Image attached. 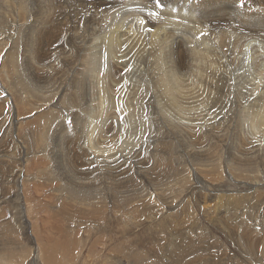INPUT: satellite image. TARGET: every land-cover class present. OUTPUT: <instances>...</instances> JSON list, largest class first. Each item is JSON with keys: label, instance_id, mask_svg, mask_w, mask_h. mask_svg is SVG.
<instances>
[{"label": "rangeland", "instance_id": "374dc122", "mask_svg": "<svg viewBox=\"0 0 264 264\" xmlns=\"http://www.w3.org/2000/svg\"><path fill=\"white\" fill-rule=\"evenodd\" d=\"M5 1L0 0V4L4 5ZM81 1L43 0L46 5H43L42 11L48 9V11H43V14H46L48 18L51 13V16L54 14L52 16L54 23L50 24L48 18L42 14L39 27L35 21L30 20V23L35 24V27L21 29L20 32L22 36H25L23 37L25 40L20 42L23 44V41L25 43L28 41L30 44L32 41L30 44L32 49L36 48L37 50L40 47L41 50L46 45H41V43L49 37V40L47 39L49 41L48 57L38 50L42 56L39 55L35 61L27 58V55L23 56V45L20 44L22 48H20L22 51L20 60L23 66L21 72L24 79L31 85L28 93L18 83L13 87V90L12 88L9 90L6 83L4 85L5 81L0 74V101L4 103L5 119L10 116L9 111L12 104H15V111L11 115L14 116L18 113L15 103L17 99L24 97L35 99L34 95L48 97L55 88L69 87L74 74L68 69H62V66L65 67L69 59L74 60L75 55L77 59H83L84 56L79 54L77 43L74 44V47L75 41H69V39L72 35L87 33V30L84 31L86 29L84 15L89 16L93 13L97 15L98 21L94 22L92 28L89 27L99 37L97 45L93 43L94 41L91 42L94 44L91 47L96 46L93 49L94 52L92 50L94 55L91 54L92 57L96 56V59L94 58L96 61L95 72L91 71L90 73L87 68H84L83 70L87 71H83L82 76L80 73L76 75L77 81H75L84 85L83 93L80 96L81 100L80 97L77 98L76 106L74 108L70 106L71 110L66 109V105L62 103L71 100L69 91V94L63 98V102L59 104L60 108L65 110L58 111L57 121L53 123L54 126L57 123L59 125L52 129V133L57 129H64L67 133L66 136H62V139L57 138L59 135L53 136L54 140H51L49 150H52L53 154L55 152L58 154V151L61 153L60 150L64 144V157L48 154L47 157L37 159L36 162L34 159L36 157L30 153L28 160L22 161L19 149L14 151V144L6 142L5 139L0 142V151L2 150L0 154L11 159V165H17L19 170L25 166L27 177H29L25 188L27 198H25L26 201L25 199L21 201L23 209L28 208V212H26L28 214L23 213L25 217L23 222H20L22 219L18 195L16 198L14 191L8 193L9 190L6 188L9 185L7 186L4 177L1 176L2 167L0 166V177H2V179L0 178V263L43 264V257L48 258L49 250L45 245L40 250L39 239L43 237V242L46 243L48 233H45L46 230L43 229L51 228L49 236L54 234L59 241H64V238H58L63 234L68 242V244L65 243L66 248L64 245V248L58 249L60 264H111L112 260H116L117 264H212L214 260H216L215 264H264V260L262 263L257 257L258 253L251 254L249 257L250 250H247L249 247L246 243L236 240L242 236V224L246 225V222L253 225V233L255 234V230H258L260 232L259 234L257 231L258 236H262L261 238L264 240V204H262L264 201V161H258V163L252 161L255 159L252 156L257 152H264V105L259 100H253V97L264 92V0H233V2L226 0L229 4L219 5L215 12L229 13L226 15L217 13L218 15L213 16H207L210 13V10L208 11L210 0H159V3L157 0H113L106 7L99 6L97 11L94 10L96 9L94 6V8L90 5L88 7ZM96 3L102 5L100 2ZM47 4L49 5L47 6ZM198 4L202 5V8H206L202 9L201 6L196 8ZM58 5L62 6L64 10L62 7L57 9ZM46 6L47 8H45ZM49 10H53L55 13L49 12ZM68 10L73 12L70 13ZM196 10L197 12L194 13ZM205 10L207 11L205 12ZM239 10L249 12L242 16ZM203 13L207 14V17H216L213 20L205 18L206 22H202L199 20L198 14ZM109 15L111 21L108 20ZM186 15L188 16L186 17ZM30 16H34V12ZM149 18L153 21L154 26H152L153 23L149 26ZM170 18L180 19L179 25L182 24L180 29H185V34H182L186 35L185 37L173 31L175 24L170 22ZM9 20V24L2 25L7 27V35L16 33L15 30L19 27L17 18L9 15ZM103 21L107 23L104 24ZM65 22H73L72 25L69 23L71 28L66 23L68 25H66V31L70 33H67L63 28ZM108 23L111 24L107 25ZM215 24L220 25V28L232 35L240 33L239 31L246 26H253L255 29L257 28L254 30L257 34H254L255 39H253L252 45L246 43L250 39H245L249 37L241 38L239 43L230 42L228 37L223 38L227 43L224 45L220 44L221 40H218L221 31L212 35L206 28H212ZM57 25L61 31L58 28L55 29ZM193 25L196 26V29ZM94 26L98 28L96 29ZM113 26L116 29L112 28ZM123 27L128 32L124 37L120 36L119 40L127 41L126 46L117 44L112 50L113 53L116 52L113 55L105 44L107 34L110 35ZM189 28L193 29L192 32ZM47 29L50 33L55 34L48 33ZM188 29L190 31H186ZM73 30L78 33H73ZM38 31L41 35L38 34ZM31 32H37L34 38H32L33 33ZM129 32H131V36ZM66 36L69 38L68 40ZM128 37L129 39H127ZM181 37L190 40V43L189 40L186 41L187 44H190L189 49L193 52L190 57L183 56L188 61L187 65H183V58L182 61H179L178 58H174L175 54H173L174 46H176L178 54L182 53L181 47L178 45V38ZM42 39L44 40L42 41ZM10 40L12 41V38ZM10 40L8 44L11 42ZM56 47L57 49H55ZM66 50L67 52L69 50V55ZM117 51L119 52L117 53ZM155 52H157L158 60H156ZM203 58H206L204 63L200 61ZM176 62L183 66L181 73L179 72V77L182 80L179 82V89L182 90V94L185 92L186 95L194 96L190 100L195 101L185 100L182 94L176 95V99L167 94L166 81H164L167 77L166 71L175 66ZM118 63L121 66L119 72L112 68V64ZM76 65L80 66L81 61L78 60ZM43 67L44 69H42ZM39 68L41 69L39 70ZM7 90L10 91V94L6 95ZM41 103L42 101L36 102L32 108ZM28 107L30 106L28 105ZM213 116L215 117L213 118ZM260 117L261 121L258 120ZM2 118L4 116L0 115V119ZM91 122L92 124H90ZM39 124H41L39 120L24 123L31 142L36 139V135H34L36 132L33 129ZM4 125V129L0 131V139L2 135L10 136V130L4 135L8 123ZM61 125L64 127L61 128ZM94 126L96 128L92 129ZM78 128L81 130L80 134L92 131L90 138L86 139L84 144V146L87 144L88 151L87 155H84L83 161L87 163L84 166L77 164L78 158L75 159L73 153H70L72 145L74 146L77 141V133L75 134L74 131ZM169 129L177 131L178 135ZM14 138L20 147L23 140L16 135ZM250 141L256 143L253 144ZM134 149L141 150L135 153L140 156L132 161L126 159L124 162H118V160L116 163L109 159L110 154L114 152L119 155L127 152L132 154ZM77 152H83L81 147H77ZM11 154L13 155L11 156ZM14 160L20 161L14 162ZM36 167L41 171V174L37 172ZM110 167H114L113 170L109 171ZM7 169L9 170V166H6L5 170ZM49 169L53 170L52 174L47 172ZM47 174L48 177H46ZM52 175L55 177L54 181L49 179ZM30 177L39 179L31 180ZM19 179H24V176H19ZM82 179L90 181L79 182ZM31 181L36 183H31ZM233 193L238 195V197L235 196L236 201L241 199V196L245 195L244 198L246 197L243 200L244 203L246 201V206L242 207L240 203L243 201H241L238 209L240 216L243 212L248 214L242 217L244 219L234 218L236 215L231 214L230 216L225 212L216 211L217 215L223 213L225 217L203 212L221 195L224 199ZM225 203L223 202V205ZM249 203H251V208L247 206ZM230 207L232 208L231 205ZM245 210L247 211L245 212ZM250 211L253 213L250 214ZM211 216L212 218H210ZM247 217L249 221L246 220ZM229 238L235 239L234 246L225 242L229 241ZM235 246L238 247L235 249ZM242 247H245L244 250ZM244 256L248 259H245ZM254 259L256 260L254 261Z\"/></svg>", "mask_w": 264, "mask_h": 264}, {"label": "bare ground", "instance_id": "6f19581e", "mask_svg": "<svg viewBox=\"0 0 264 264\" xmlns=\"http://www.w3.org/2000/svg\"><path fill=\"white\" fill-rule=\"evenodd\" d=\"M56 1V0H55ZM63 1V0H62ZM65 1V0H64ZM69 1H71V0H69ZM118 1V0H117ZM133 1V0H132ZM149 1V0H148ZM184 1V0H183ZM202 1V0H201ZM228 1H230V2H233V0H228ZM228 1H226V0H210V2L211 3H208L209 4V8H208V11L210 10V13H208V15L207 14H198L199 16H200V21H205L206 19L205 18H211L212 20H213V18H215V17H207V16H213V15H218V14H220V13H216L215 12V10H217L218 9V6L219 5H226V4H229L228 3ZM237 1V0H236ZM54 2V1H53ZM81 2H83L85 5H90V6H94L96 9H94V10H96L97 11V8H99V6H104V7H106V6H108V5H110L112 2H113V0H82ZM96 2H100V4H102V5H99L98 3H96ZM138 2V1H137ZM142 2V1H141ZM5 4L4 5H1L0 4V74L3 76V80L5 81H3L4 82V85H5V83H6V85L8 86V89L10 90V88H12V90L14 89L13 87L18 83V84H20L21 85V87H22V89H24L25 91H26V93H28V91L30 90V88H31V85L27 82V80H25L24 78V75L22 74V72H21V67H23L22 66V63H21V60H20V52H22L23 51V56H25V55H27L28 57L27 58H29V59H31V60H33V61H35L37 58H38V56L40 55V51H42V53H43V55H45L46 54V56L48 57V55H47V52H48V50H49V46H48V44H49V37L47 38V39H45V37H44V39L47 41V43H46V41L45 42H43V43H41V42H38L39 44L41 43V45H43V44H46V45H44V47L40 50L39 48L36 50V48H34V49H32V45L30 46V44H31V42H30V44H28V41H26V43H25V41H23V44L21 43L22 41L21 40H25V39H23V37H25V36H22V33L20 32V31H22L21 29H30L31 27H35V24H33V23H30V20H33V21H35L36 23H37V25H38V27L40 26V22H41V20H42V14L44 13L43 11H48V9L47 10H43L42 11V9H43V5H46L45 3H43V0H6L5 2H4ZM73 3V2H72ZM129 3V2H128ZM199 3V2H198ZM206 3V2H205ZM118 4V3H117ZM116 4V5H117ZM126 4V3H125ZM202 4V3H201ZM49 4H47V6H48ZM54 5H56V4H54ZM59 5H61L60 3H59ZM59 5H58V8L57 9H60L62 6L64 7V4L61 6V7H59ZM76 5H77V3H76ZM47 6L45 7V8H47ZM53 6V5H52ZM52 6L50 7V8H52ZM66 6V5H65ZM69 6V5H68ZM86 6V7H87ZM194 6H195V3H194ZM200 6H201V8H202V5H199L198 4V6L196 5V8L197 7H199L200 8ZM203 6H205L204 4H203ZM229 6V5H228ZM48 7V8H49ZM63 7H62V9H63ZM70 7H71V5H70ZM78 7V6H77ZM89 7V6H88ZM91 7V8H92ZM93 7V8H94ZM113 7V6H112ZM230 7V6H229ZM228 7V8H229ZM49 8V9H50ZM68 9H69V7H67ZM66 8V9H67ZM81 8V7H80ZM83 8V7H82ZM109 8V7H108ZM118 8V7H117ZM184 8V7H183ZM193 8V7H192ZM198 8V10H200ZM206 7H203L202 9H205ZM231 8V7H230ZM235 8V7H234ZM64 9H65V7H64ZM63 9V10H64ZM71 9V8H70ZM78 9V8H77ZM86 9V8H85ZM105 9V8H104ZM110 9V8H109ZM188 9V8H187ZM225 9V8H224ZM237 9V8H236ZM72 10V9H71ZM76 10V9H75ZM79 10V9H78ZM81 10V9H80ZM106 10V9H105ZM104 10V11H105ZM108 10V9H107ZM111 10V9H110ZM124 10V9H123ZM184 10V9H183ZM51 10H49V12H50ZM53 11V10H52ZM51 11V12H52ZM69 11V10H68ZM73 11H74V7H73ZM72 11V12H73ZM77 11V10H76ZM99 11V10H98ZM203 11V10H202ZM207 10H205V12H206ZM221 11V10H220ZM240 11V13H241V15L242 16H244V15H246V14H248V12H247V10L245 11H243V10H239ZM253 11V10H252ZM32 12H34V16H30V14L32 13ZM54 12V11H53ZM66 12V11H65ZM70 12V11H69ZM72 12H70V13H72ZM75 12V11H74ZM197 12V10L196 11H194V13H196ZM201 12V11H200ZM199 12V13H200ZM48 13V12H47ZM55 13V12H54ZM56 13H58V12H56ZM60 13V12H59ZM62 13V12H61ZM67 13V12H66ZM77 13V12H76ZM100 13V12H99ZM111 13H116V12H111ZM118 13V12H117ZM185 13H186V10H185ZM193 13V14H194ZM227 13H229V12H227ZM226 12H224L223 11V13H221V14H227ZM52 14V13H51ZM51 14H50V18H48L47 16H46V14L44 15V16H46L47 18H48V20H49V22H50V24L52 23H54L53 22V20H54V18H52V16H54V14L51 16ZM98 14V13H97ZM102 14V13H101ZM109 14V13H108ZM135 14V13H134ZM189 14V13H188ZM9 15L10 16H13L15 19L17 18L18 19V21H19V27H18V29L17 30H15V32L16 33H14V34H12V33H10L9 35H7L6 34V32H8V31H6V28L7 27H3L2 25L3 24H9L10 23V20H9ZM48 16H49V14H47ZM55 15H57V14H55ZM62 15V14H61ZM66 15H68V13L66 14ZM114 15V14H113ZM207 15V16H206ZM43 16V17H44ZM85 16V18H83V20L85 21V27H86V29L84 30V31H86L87 30V33L86 34H82V35H72L71 37H70V39L67 37L66 39L68 40L69 39V41H71V40H74L73 42V45L75 44V43H77L76 44V46L77 47H79V54L80 55H84L83 56V59H77V57H76V55L75 54H73V55H75V59L74 60H70L69 59V61H67L66 62V66H67V68H66V66L64 67V66H62V69L63 68H65V69H68L71 73H73L74 75H73V80H72V82H70L69 83V87H65V86H62V87H59V88H55V90L52 92V98H50L51 97V95L50 96H48V97H46V96H44V95H34L36 98L35 99H32V98H30V97H24L25 98V100H24V98H19V99H17L16 100V106H17V109L16 110H18V113L17 114H14V116H12L11 115V113L12 112H14L15 111V104H12L11 106H10V116L8 117V118H6L5 119V113H4V103H1V101H0V103H1V105H0V115H3L4 116V118H2V119H0V131L1 130H3L4 128H3V126H5L4 124L5 123H8V126L6 125V128H5V132H4V135L5 134H7L8 132H9V130H10V136L8 137V136H1V139H0V142L3 140V139H5L6 140V142H9L10 144H14L13 146H14V151H16L17 149H19V151L21 152V159L20 160H22V161H27L28 160V158H29V156H30V153H32V156L33 157H36V158H34L35 159V161L37 160V159H42V158H44V157H47L48 156V154H51V155H56L57 153L55 152V154H53L52 153V150H49L50 148H49V144H51V140H54V138H52L53 136H56V135H59V137L57 136V138H59V139H62V136H66V133H67V131L66 130H64V129H57L56 130V132H55V130H54V132L52 133V129L54 128V127H56V126H58L59 124L57 123L56 124V126H54V122L55 121H57V117L59 116V115H57V113H58V111H60V110H62L61 108H60V106H59V104L60 103H62L63 102V98L67 95V94H69V91H70V95H71V100L70 101H64L62 104L63 105H66V109L67 108H69L70 110H71V107L72 108H74L75 106H76V104H75V102L77 101L76 99L77 98H79L81 95H82V93H83V86H82V83L80 84L79 82H76L77 80L75 79L76 78V75L78 74V73H80L79 75L80 76H82V72L84 71V72H86L87 70L88 71H90V73H91V71H94L95 72V63H96V61H95V59H96V56H93L92 57V55H94L93 54V52H94V48L96 47V46H94V47H91V46H93L94 44L95 45H97L96 44V42H97V40H98V35L94 32V31H91V29L90 28H92V25L93 24H95L96 23V20H97V15L95 14V13H93V14H91V15H84ZM83 16V17H84ZM99 16V15H98ZM106 16V15H105ZM108 16V15H107ZM118 15L116 14V17H117ZM141 16V15H140ZM188 15H186V17H187ZM194 16H195V14H194ZM223 16V15H222ZM66 17H68V16H66ZM101 17V16H100ZM100 17H98V18H100ZM133 17V16H132ZM192 17V16H191ZM196 17V16H195ZM226 17V16H225ZM224 17V18H225ZM258 17V16H257ZM56 18H57V16H56ZM60 19H61V17H59ZM74 18V17H73ZM139 18V17H138ZM180 18V17H179ZM189 18V17H188ZM238 18V17H237ZM44 19H45V17H44ZM59 19V20H60ZM72 19V18H71ZM140 19V18H139ZM184 19V18H183ZM259 19V18H258ZM63 20V19H62ZM68 20V19H67ZM74 20V19H73ZM75 20H77V19H75ZM105 20V19H104ZM108 20H110L111 21V17H110V15H109V19ZM132 20V19H131ZM142 20V19H141ZM170 20V22H172V24L174 23L175 25V28H174V30L173 31H175L176 33L178 32L179 34H185V29H180L181 28V26H182V24L181 25H179V23H180V19H177V18H170L169 19ZM215 20V19H214ZM241 20V19H240ZM66 21V20H65ZM98 21V20H97ZM100 21V20H99ZM102 21V20H101ZM109 21V22H110ZM224 21V20H223ZM228 21V20H227ZM245 21V20H244ZM14 22V21H13ZM12 22V23H13ZM43 22H45V21H43ZM49 22L47 21V23L49 24ZM63 22V21H62ZM95 22V23H94ZM118 22V21H117ZM120 22V21H119ZM125 22V21H124ZM184 22H185V20H184ZM206 22V21H205ZM243 22V21H242ZM254 22V21H253ZM12 23H11V27H12ZM16 23V22H15ZM66 23H68V22H65V26L63 27V28H65L64 30L66 31V29H67V24ZM69 23H71V22H69ZM68 23V24H69ZM73 23V22H72ZM72 23H71V25H72ZM101 23V22H100ZM103 23L105 24V23H107V22H105V21H103ZM132 23V22H131ZM153 23V21H151V19L149 18V20H148V24H149V26L151 25ZM183 23V22H182ZM188 23V22H187ZM213 23V22H212ZM211 23V24H212ZM223 23V22H222ZM229 23V22H228ZM241 23V22H240ZM33 24V25H32ZM49 24V25H50ZM76 24V23H75ZM109 24H111V23H108L107 25H109ZM115 23H113V25H114ZM118 24V23H117ZM123 24V23H122ZM122 24H120V25H122ZM134 24V23H133ZM185 24V23H184ZM193 24V23H192ZM203 24V23H202ZM224 24V23H223ZM248 24V23H247ZM246 24V25H247ZM16 25H18L17 23H16ZM43 25V24H42ZM45 25V24H44ZM48 25V26H49ZM64 25V24H63ZM67 25V26H66ZM124 25V24H123ZM187 25V24H186ZM185 25V26H186ZM191 25V24H190ZM225 25V24H224ZM9 26V25H8ZM14 26V25H13ZM52 26V25H51ZM60 26H61V24H60ZM98 26V25H97ZM106 26V25H105ZM105 26H103L104 27V29H105ZM115 26H116V24H115ZM125 26V25H124ZM141 26V25H140ZM152 26H154V23H153V25ZM188 26V25H187ZM208 26H209V24H208ZM226 26V25H225ZM42 27V26H41ZM46 27H47V25H46ZM59 26L57 25V27H55V29L56 28H58ZM69 27H70V24H69ZM90 27V28H89ZM99 27H100V25H99ZM102 27V28H103ZM107 27V26H106ZM109 27V26H108ZM117 27V26H116ZM130 27H131V25H130ZM193 27H194V25H193ZM196 27V26H195ZM194 27V29H196ZM203 28H205L204 26H202ZM221 26L220 25H217V24H215V25H213V27L212 28H210V27H206V28H208V31L210 32V34H214L215 32H218V31H221L220 32V37H219V41H220V44H227V43H225V39H223V38H229L228 40L230 41V42H235V43H239V41H240V39L241 38H243V39H245V37H249V38H246L245 40H247V39H250L249 40V42H246L248 45H252V42H253V39H255V37H254V34H257L254 30H256L255 29V27H253V26H246V27H244L242 30H240L239 32L240 33H237V34H235L234 35V33H233V35L230 33V32H228V31H226L225 29H222V28H220ZM54 28V27H53ZM71 28V27H70ZM69 28V29H70ZM73 28V27H72ZM83 28V27H82ZM94 28H96L95 26H94ZM98 28V27H97ZM96 28V29H97ZM112 28H114V26L112 27ZM118 28V27H117ZM125 27H123V29H121V30H116V31H114V32H112L111 34H110V32H109V34L110 35H108L107 34V38H106V36H104L103 35V37L104 38H106V40H105V44L107 45V47H109L110 48V50H111V52L113 53L114 51H112V50H114V47L115 46H117V44H124L125 45V43L127 42V41H120L119 40V37L120 36H122V37H124L125 36V34H127V30H125L124 29ZM132 28V27H131ZM191 28H192V25H191ZM191 28H189V29H191ZM202 28V29H203ZM11 29V28H10ZM50 29V28H49ZM49 29H47L46 31H48ZM54 29V30H55ZM59 29V28H58ZM57 29V32L60 30H58ZM80 29V28H79ZM104 29H102V30H104ZM114 29H116V28H114ZM172 29V28H171ZM186 30V31H190V30ZM233 29V28H232ZM12 30V29H11ZM38 30V29H37ZM41 30V29H40ZM44 30V29H43ZM53 30V31H54ZM63 30V29H62ZM77 30H78V27H77ZM82 30V31H83ZM100 30V29H99ZM101 30V31H102ZM129 30H131V29H129ZM192 30L193 29H191V32H192ZM29 31V30H28ZM31 31H32V29H31ZM34 31V30H33ZM45 31V32H46ZM61 31V30H60ZM64 31V32H65ZM74 31V30H73ZM79 31V30H78ZM83 31V32H84ZM96 31V30H95ZM132 31V30H131ZM171 31V30H170ZM63 32V31H62ZM67 33L69 32V31H66ZM71 32H72V30H71ZM81 32V31H80ZM79 32V33H80ZM98 32V31H97ZM103 32V31H102ZM191 32H190V35H191ZM194 32H196V31H194ZM25 33V32H24ZM26 33H27V31H26ZM31 33H33V32H31ZM37 33V32H36ZM36 33H33L32 35H33V37L32 38H34V36H35V34ZM42 33V32H41ZM47 33V32H46ZM48 33H50L49 31H48ZM51 33H53V32H51ZM50 33V34H51ZM70 33V32H69ZM73 33H78V32H73ZM99 33V32H98ZM103 33H105L106 34V32L104 31ZM174 33V32H173ZM172 33V34H173ZM175 33V34H176ZM177 33V34H178ZM38 34H39V31H38ZM37 34V35H38ZM44 34V33H43ZM53 34H55V33H53ZM129 34H130V36H131V32H129ZM176 34V35H177ZM218 34V33H217ZM26 35V34H25ZM39 35H41V34H39ZM59 35V34H58ZM66 35V34H65ZM100 36H101V34H99ZM176 35H174V36H176ZM261 35V34H260ZM264 35V34H263ZM29 36V37H30ZM44 36V35H43ZM45 36H46V34H45ZM48 36H50L51 37V35H48ZM55 36H57V35H55ZM179 36V35H178ZM183 37H185L184 35H182ZM215 36V35H214ZM28 37V36H27ZM38 37V36H37ZM59 37V36H58ZM180 37V36H179ZM196 37V36H195ZM10 38H12V41L10 40ZM43 38V37H42ZM53 38V37H52ZM52 38H51V40H52ZM55 38V37H54ZM53 38V39H54ZM191 38V37H190ZM193 38V37H192ZM39 39H40V37H39ZM38 39V40H39ZM44 39H42V41L44 40ZM56 39V38H55ZM103 39V38H102ZM127 39H129V37L127 38ZM179 39V42H178V45H179V47H181L180 49H181V51H182V53H177V50H176V46H174V53L173 54H175V56H174V58L176 57V59L178 58L179 59V61H182V58H183V56L185 55V57H190L192 54H193V52H192V50L191 49H189V45L190 44H187L188 42V40L187 39H184V38H178ZM205 39V38H204ZM217 39V38H216ZM9 40L11 41L9 44H8V42H9ZM32 40H35V39H32ZM100 40H101V38H100ZM168 40V39H167ZM187 40V41H186ZM21 41V42H20ZM30 41V40H29ZM40 41V40H39ZM59 41H60V39H59ZM92 41H94L93 43H91ZM171 41V40H170ZM175 41V40H174ZM214 41H216L215 39H214ZM51 42V41H50ZM57 42V41H56ZM62 42V41H61ZM163 42V41H162ZM218 42V41H217ZM54 43V42H53ZM68 43V42H67ZM71 43V42H70ZM89 43H91L90 45H89ZM132 43V42H131ZM158 44H159V42H157ZM172 43V42H171ZM189 43H190V40H189ZM7 44H8V46H7ZM20 44H22L23 45V49L20 47ZM36 44H37V42H36ZM38 44V45H39ZM60 44V46L62 47V45H61V43H59ZM58 44V45H59ZM63 44V43H62ZM103 44V43H102ZM166 44V43H165ZM34 45V44H33ZM37 45V46H38ZM51 45V44H50ZM70 45V44H69ZM133 45V44H132ZM164 45V44H163ZM192 45V44H191ZM223 45V46H224ZM7 46V47H6ZM54 46V45H53ZM71 46H72V44H71ZM70 46V47H71ZM126 46V45H125ZM234 46V45H233ZM36 47V46H35ZM59 47V46H58ZM67 47V46H66ZM69 47V46H68ZM74 47H75V45H74ZM178 47V46H177ZM254 47V46H253ZM22 49V51H21V49ZM51 48V47H50ZM121 48V47H120ZM160 48H162V47H160ZM171 48V47H170ZM55 49H57V47L55 48ZM54 49V50H55ZM61 49V48H60ZM70 49V48H69ZM76 49V48H75ZM97 49V48H96ZM130 49V48H129ZM228 49V48H227ZM33 50V51H32ZM38 50H40V51H38ZM53 50V49H52ZM51 50V51H52ZM92 50H93V52H92ZM116 50V49H115ZM117 50H118V48H117ZM155 50H156V48H155ZM202 50V49H201ZM76 51V50H75ZM127 51V50H126ZM157 51V50H156ZM166 51H169V50H167L166 49ZM171 51H172V48H171ZM203 52H204V50H202ZM38 52H39V54H38ZM52 52H54V51H52ZM57 52V51H56ZM62 52H64V51H62ZM66 52H67V50H66ZM68 52H69V50H68ZM67 52V53H68ZM119 51H117V53H118ZM128 52V51H127ZM170 52V51H169ZM207 52V51H206ZM55 53V52H54ZM61 53V52H60ZM59 53V54H60ZM72 53H73V50H72ZM77 53H78V48H77ZM76 53V54H77ZM106 53V52H105ZM116 53V52H115ZM115 53H113V55L115 54ZM121 53H122V49H121ZM157 52H155V54H156ZM205 53V52H204ZM209 53V52H208ZM50 54H51V52H50ZM92 54V55H91ZM96 54H98L97 52H96ZM108 54V53H107ZM183 54V55H182ZM55 55H56V53H55ZM57 55H58V53H57ZM62 55V54H61ZM68 55H69V53H68ZM104 55H106V54H104ZM104 55H103V57H104ZM112 55V54H111ZM117 55V54H116ZM167 55V57H169V55L168 54H166ZM171 55V54H170ZM180 55H181V57H180ZM42 55H40V57H41ZM49 56H52V55H49ZM65 56V55H64ZM72 56V55H71ZM79 56V55H78ZM163 56H164V54H163ZM68 57V56H67ZM102 57V58H103ZM123 57V56H122ZM171 58H172V56H170ZM43 58V57H42ZM68 58H70V57H68ZM68 58H65V60H68ZM72 58V57H71ZM95 58V59H94ZM114 58V57H113ZM119 58V57H118ZM120 58H121V55H120ZM119 58V59H120ZM164 58L166 59V57L164 56ZM45 59V58H44ZM98 59V58H97ZM122 59V58H121ZM206 58H203V59H200V61H202L203 63L205 62L204 60H205ZM43 60V59H42ZM64 60V61H65ZM78 60H80L81 61V65L79 66V65H76V62L78 61ZM112 60H114V59H112ZM156 60H158L157 59V54H156ZM170 60V59H169ZM25 61V60H24ZM173 61V60H172ZM116 62V61H115ZM115 62H113V63H115ZM121 62V61H120ZM175 62V61H174ZM208 62V61H207ZM117 63V62H116ZM123 63V62H122ZM187 63H188V61L186 60V59H184L183 58V65H187ZM79 64H80V62H79ZM120 63H118V64H116V65H114V64H112V68H113V70H115V71H117V72H119L120 71V69L121 68H119V67H121L120 65H119ZM199 64H201V63H199ZM33 65V64H32ZM46 65V64H45ZM55 65V64H54ZM124 65V64H123ZM167 65H169V66H171L170 64H167ZM26 66V65H25ZM24 66V67H25ZM176 66V67H175ZM175 66H172L171 67V69H169L168 71H166L167 72V74H166V72H165V74H166V79H164V81H166V84H165V86H166V88H167V94L170 96L171 95V98H172V96L174 97V99H176L175 98V96L176 95H178L179 94V96L182 94V90H180L179 89V82H181L182 80H181V78L179 77L180 75H179V72L181 73V68L183 67V66H180L177 62H176V64H175ZM212 67V66H211ZM61 68V67H60ZM84 68H87V70L85 69V70H83ZM103 68V67H102ZM38 69V68H37ZM41 68H39V70H40ZM42 69H44V67L42 68ZM57 69V68H56ZM65 69H64V71H65ZM98 69V68H97ZM126 69V68H125ZM23 70V69H22ZM67 70V71H68ZM102 70V69H101ZM63 71V72H64ZM31 72V71H30ZM41 72H42V70H41ZM45 72V71H44ZM69 73V72H68ZM68 73H66V74H68ZM102 73V72H101ZM55 74V73H54ZM86 74V73H85ZM84 74V75H85ZM100 74V73H99ZM111 74V73H110ZM113 74V73H112ZM39 75V74H38ZM41 75V74H40ZM42 75H44V74H42ZM51 75V74H50ZM57 75V74H56ZM55 75V76H56ZM72 75V74H71ZM101 75V74H100ZM115 75V74H114ZM86 76V75H85ZM103 76V75H102ZM109 76V75H108ZM42 77H46V76H42ZM42 77H41V79H42ZM49 77V76H48ZM60 77V76H59ZM62 77H63V75H62ZM38 78V77H37ZM64 78V77H63ZM62 78V79H63ZM86 78V77H85ZM59 79V78H58ZM33 80V79H32ZM76 80V81H75ZM80 80V79H79ZM70 81V80H69ZM82 82V81H81ZM1 85H2V83H1ZM39 85V84H38ZM19 86V85H18ZM46 86V85H45ZM67 86H68V84H67ZM20 87V88H21ZM33 87V86H32ZM3 88V87H2ZM37 88V87H36ZM85 88V87H84ZM2 90H4V89H2ZM187 90V89H186ZM8 91V90H7ZM6 91V95L7 94H10L9 92L10 91H8L7 92ZM189 91V90H188ZM3 92V91H2ZM31 92V91H30ZM109 92V91H108ZM191 92V91H190ZM185 92H183V96L182 97H184L185 98V100H187V101H189L191 98H193L194 96H190V94H184ZM1 94V93H0ZM19 94V93H18ZM110 94V93H109ZM47 95V94H46ZM3 96V95H2ZM1 97V96H0ZM14 97V96H13ZM20 97H21V95H20ZM108 97V96H107ZM89 98V97H88ZM14 99V98H13ZM80 100H81V97H80ZM79 99H78V101H80ZM93 100V99H92ZM184 100V101H185ZM253 100L254 101H256V100H259V101H261V103L264 105V92H261V94L259 95V96H255V97H253ZM38 101H42V103L39 105V106H37V107H34V108H32L33 106H35V104H36V102H38ZM91 101V100H90ZM191 101H195V100H190L189 102H191ZM248 101H249V98H248ZM5 102H6V100H5ZM44 102V103H43ZM81 102V101H80ZM32 103V104H31ZM101 103V102H100ZM99 103V104H100ZM203 103H204V101H203ZM39 104V103H38ZM109 104V103H108ZM28 105L30 106V107H28ZM71 106V107H70ZM97 106H99V105H97ZM101 106H102V103H101ZM107 106V105H106ZM110 106V105H109ZM186 106V105H185ZM184 108V107H183ZM68 109V110H69ZM65 109H63V111H64ZM98 110V109H97ZM100 111V110H99ZM8 112V113H9ZM75 112V111H74ZM86 112V111H85ZM16 113V112H15ZM35 113V114H34ZM78 113V112H77ZM90 113V112H89ZM78 114H80V113H78ZM93 114V113H92ZM96 114V113H95ZM37 115V116H36ZM77 117H78V115H77ZM215 116H213V118H214ZM62 118V117H61ZM82 118V117H81ZM83 118H84V116H83ZM67 119V118H66ZM85 119V118H84ZM261 117L258 119V120H260L261 121ZM36 120H39L40 121V123L41 124H39V125H36V127L33 129V130H35V132H36V134H34V135H36V139L34 140V141H32L31 142V140H30V138H29V136L27 135V133H26V130H25V127H24V123H26V122H28V121H30V122H34V121H36ZM59 120V119H58ZM107 120V119H106ZM85 121V120H84ZM90 121V120H89ZM80 122V121H79ZM100 122H102V121H100ZM99 122V123H100ZM103 123H104V120H103ZM79 124V123H78ZM90 124H92V122L90 123ZM101 124V123H100ZM98 125V124H97ZM104 126V125H103ZM62 127H64V126H62L61 125V128ZM78 127V126H77ZM76 127V128H77ZM69 128V127H68ZM80 128V127H79ZM75 129V134H76V138H77V141H75V145L73 146L72 144V147H71V145H70V147H71V151L72 152H70V153H73V155L75 156V159L76 158H78V162H76L77 164H79V165H82V166H84V165H87V163H85L83 160H84V155H87V153H88V151H87V148H86V145L84 146V144H85V140L86 139H89L90 138V136H91V132H88V133H86L85 131V133H81L80 134V132H81V130L80 129ZM96 128V126H94L92 129H95ZM171 132H173V133H175L176 135H178V133H177V131H175V130H172V129H169ZM71 132V131H70ZM50 133H52V135H50ZM17 136V137H19V139H21V140H23V141H21V146L19 147V145L17 144V142L15 141V138H14V136ZM238 136H240V134H237ZM69 138V137H68ZM239 138V137H238ZM64 139H65V137H64ZM240 139V138H239ZM242 139V138H241ZM240 139V140H241ZM58 140V139H57ZM79 140H81V142H79ZM243 140V139H242ZM251 140V139H250ZM60 141V140H59ZM3 142V141H2ZM5 142V143H6ZM67 142V141H66ZM248 142H249V140H248ZM251 142V141H250ZM61 143V142H60ZM88 143V142H87ZM251 143H253V141L251 142ZM251 143H249V144H251ZM254 143H256V142H254ZM253 143V144H254ZM64 145V144H63ZM63 145H62V147H61V150H60V152L61 153H59V151H58V154L57 155H62L63 157H64V154H65V152H64V149H63ZM66 145H67V143H66ZM8 146V145H7ZM69 146V145H68ZM81 147V149L83 150V152H77V147ZM95 146V145H94ZM6 147V146H5ZM64 147H65V145H64ZM67 147V146H66ZM253 147V146H252ZM252 147H251V149H252ZM8 148H10V147H8ZM67 149V148H66ZM135 150V149H134ZM133 150V151H134ZM141 150V149H140ZM140 150H135L132 154H130V152H127V153H121L120 155H119V153H115L114 151V153L113 154H110V157H109V159L110 160H112L113 162H116L117 163V161L118 162H124V160H126V159H131V161H132V159H134V158H137V157H139L137 154H135L136 152H140ZM256 150V149H255ZM263 150V149H262ZM2 152V150L0 151V153ZM64 152V153H63ZM112 152V151H111ZM110 152V153H111ZM122 152V151H121ZM250 153H251V151H249ZM35 153V154H34ZM69 153V154H70ZM4 154V153H3ZM69 154H67V155H69ZM253 154V153H252ZM264 152L262 153H260V151L259 152H257L256 153V155H254V156H252V157H255V159L254 160H252V161H255V162H257L258 163V161H264ZM13 154H11V156H12ZM166 155V154H165ZM164 155V156H165ZM225 155V154H224ZM246 155V154H245ZM240 156V155H239ZM15 157V156H14ZM159 157V156H158ZM166 157V156H165ZM164 157V158H165ZM71 158H73V157H71ZM248 159V158H247ZM20 160H14V162H19ZM109 160V161H110ZM38 161V160H37ZM36 161V162H37ZM130 161V162H131ZM251 161V162H252ZM12 160L11 159H9L7 156H5V155H2V154H0V166L2 167V169H1V176H3L4 177V179H5V183L7 184V190H9L8 191V193H11V191H14V195H16V198H17V195H18V198H19V202H18V204H20V206H21V210H20V213H21V221L20 222H23V218L25 217V215H27L26 214V212H28V208L27 207H25L24 209H23V207H22V199H25V198H27V196H26V192H25V188H26V185H27V180L29 179V177H27V168L24 166V167H21L20 168V170L18 169V167H17V165H11L12 163ZM34 162V161H33ZM136 162V161H135ZM250 162V161H249ZM239 163V162H238ZM14 164H16V163H14ZM113 164V163H112ZM237 165V164H236ZM247 165V164H246ZM6 166H9V170L7 171V170H5L6 169ZM109 166H111V165H109ZM240 166V165H239ZM242 167H243V165H241ZM113 168L114 167H110V169L108 168V170L109 171H111V170H113ZM117 168V167H116ZM36 170H38V167H36L35 168ZM40 169V168H39ZM77 170V169H76ZM124 170V169H123ZM5 171V172H4ZM7 171V172H6ZM37 172H39L40 174H41V171L40 170H38ZM47 172H49V173H51L52 174V172H53V170H51V169H49ZM82 172V171H81ZM84 172V171H83ZM82 172V173H83ZM113 172V171H112ZM7 173V174H6ZM75 173H76V171H75ZM86 174V173H85ZM111 174V173H110ZM242 174V173H241ZM76 175V174H75ZM19 176H24V179H19ZM36 176V175H35ZM49 175L47 174V176L46 177H48ZM78 176V175H77ZM1 179H2V177H0ZM36 177H30V179L31 180H34ZM92 178V177H91ZM96 178V177H95ZM0 179V180H1ZM39 179V178H38ZM38 179H35V180H38ZM43 179V178H42ZM41 179V180H42ZM50 180H55V177L52 175L50 178H49ZM90 179V178H89ZM91 180V179H90ZM90 180H80L79 182H89ZM95 180V179H94ZM4 181V180H3ZM44 181V180H43ZM241 181V180H240ZM35 182V181H34ZM34 182H32L31 181V183H34ZM39 182V181H38ZM99 182V181H98ZM36 183V182H35ZM40 183V182H39ZM93 183V182H92ZM240 184V183H239ZM38 185V184H37ZM213 186V185H212ZM251 188V187H250ZM249 188V189H250ZM215 189V188H214ZM217 189V188H216ZM35 190V189H34ZM38 190V189H37ZM51 190V189H50ZM51 192V191H50ZM255 192V191H254ZM38 193V192H37ZM53 193V192H52ZM42 194V193H41ZM222 196L223 195H221L212 205H209L208 207H207V209H205L203 212L205 213V212H207V213H212V214H214V215H217V212H225V213H229V214H227V215H230L231 216V214L232 215H236L234 218H236V217H243V216H247L248 214H246V213H244L243 212V214H241V216H240V214H238V209H239V203L241 202V201H243L244 199H246V197L244 198V196H241V199H239L238 201H236V199H235V196H237L238 197V195L237 194H229L228 196H226V198H222ZM253 197V196H252ZM250 198H251V196H250ZM73 199V198H72ZM76 199V198H75ZM223 199V200H222ZM248 200H249V197L247 198ZM15 200V199H14ZM14 200H9V201H14ZM252 200V199H251ZM256 200V199H255ZM254 200V201H255ZM259 200V199H258ZM16 201V200H15ZM25 201H26V199H25ZM226 202L225 203V205H223V202ZM17 202V201H16ZM248 202V201H247ZM257 204H258V202H257ZM262 204H264V201H262ZM230 205L232 206V208L230 207ZM240 205H242V207L244 206H246V201H245V203H244V201L243 202H241L240 203ZM250 205H251V203H249V205H247V206H249L250 207ZM253 205V204H252ZM255 205V204H254ZM253 205V206H254ZM260 205H261V203H260ZM257 206V205H256ZM255 206V207H256ZM214 208V209H213ZM224 208V209H223ZM251 208V207H250ZM248 210V209H247ZM247 210H245V212L247 211ZM252 210V209H251ZM217 211V212H216ZM255 212V211H254ZM25 215H24V214ZM253 213V212H252ZM251 213V211H250V214H252ZM238 214V215H237ZM203 215V214H202ZM204 215H206V214H204ZM213 215V216H214ZM208 216H210V215H208ZM217 216H221V217H225V215L223 216V213H222V215H217ZM216 216V217H217ZM252 216V215H251ZM210 218H212V216L210 217ZM215 218V217H214ZM233 218V219H234ZM27 219H28V217H27ZM183 219V218H182ZM242 219H244V218H242ZM241 219V220H242ZM196 220V219H195ZM203 220V219H202ZM221 220V219H220ZM219 220V221H220ZM227 220V219H226ZM239 220V219H238ZM247 221H249L248 220V217H247V219H246ZM111 221V220H110ZM205 221V220H204ZM197 222V221H196ZM213 222H216V221H213ZM225 222V221H224ZM241 222V221H240ZM256 222H257V218H256ZM193 223H195V222H193ZM198 223H199V221H198ZM197 223V224H198ZM247 224L245 225L244 223V226H243V224H242V231H243V233H244V235H243V233L241 234L242 236H240L238 239H236V240H238V241H240V242H244V243H246V245L249 247V249H247V250H250V256L249 257H251V254H256V253H258L257 255V257L259 258V260L263 263V260H264V240H263V238H261L262 236H258L259 234H260V232L258 231V230H255V234L253 233V225H251L249 222H246ZM27 224V223H26ZM165 224V223H164ZM184 224V223H183ZM201 224V223H200ZM210 224V223H209ZM229 224V223H228ZM44 225V224H43ZM180 225V224H179ZM196 225V224H195ZM233 225V224H232ZM238 225V224H237ZM178 226V225H177ZM234 226V225H233ZM197 227V226H196ZM235 227V226H234ZM163 228V227H162ZM187 228V227H186ZM230 228V227H229ZM255 228H256V226H255ZM43 229V228H42ZM237 229V228H236ZM43 230H46L45 231V233H48L47 235H48V241L45 243V242H43L44 241V239H43V237H42V239L40 238L39 239V242L41 243L40 245V250L42 249V247L45 245L46 246V248H47V250H49V256H48V258H46V257H43V264H60V262H58V260H59V258H58V253H59V251H58V249L61 247V248H64V245H65V248H66V244L65 243H67L68 244V242L66 241V238L65 237H63V234L62 235H60V236H58V238H64V241H59V239H57L56 237H55V235L53 234V236H51V234H50V236H49V232H50V230H52L51 228L50 229H43ZM42 231V230H41ZM40 231V232H41ZM111 231V230H110ZM182 231V230H181ZM225 231V230H224ZM257 231L259 232V234H257ZM54 233H55V231H53ZM53 232H51V233H53ZM44 233V234H45ZM186 233V232H185ZM184 233V234H185ZM233 233H234V231H233ZM237 233V232H236ZM41 234V233H40ZM39 234V235H40ZM43 234V235H44ZM235 234V233H234ZM237 234H239V233H237ZM75 236V235H74ZM38 237H40V236H38ZM45 238H46V234H45V236H44ZM177 237V236H176ZM77 238V237H76ZM230 240L229 241H225V242H227V244L229 245V244H232V246H234L233 245V241L235 240V239H233V238H229ZM243 239V240H242ZM177 240V239H176ZM127 241H129V240H127ZM237 243V242H236ZM235 243V244H236ZM241 245H242V243H241ZM244 245V244H243ZM59 246V247H58ZM238 246H235V249L237 248ZM79 248H81V247H79ZM243 248H245V247H242V249ZM114 249V248H113ZM233 249V248H232ZM234 250V249H233ZM244 250V249H243ZM240 251V250H239ZM242 251V250H241ZM67 256H69V255H67ZM143 257H144V255H143ZM245 257V259H248L246 256H244ZM69 258V257H68ZM206 258V257H205ZM208 258V257H207ZM70 259V258H69ZM111 259V258H110ZM72 260V259H71ZM230 260V259H229ZM256 259H254V261H255ZM60 261H62L61 259H60ZM68 261V260H67ZM116 261V260H115ZM115 261H113L112 260V263L111 264H117ZM215 261L216 260H214L213 262H212V264H215ZM8 262V261H7ZM6 262V263H7ZM64 262V261H63ZM80 262V261H79ZM106 262V261H105ZM245 261H244V259H243V263H244ZM93 263V262H92ZM1 264V263H0ZM8 264H10V263H8ZM106 264V263H105ZM206 264V263H205Z\"/></svg>", "mask_w": 264, "mask_h": 264}, {"label": "snow or ice", "instance_id": "6c2138e0", "mask_svg": "<svg viewBox=\"0 0 264 264\" xmlns=\"http://www.w3.org/2000/svg\"><path fill=\"white\" fill-rule=\"evenodd\" d=\"M157 3H159V0H157Z\"/></svg>", "mask_w": 264, "mask_h": 264}]
</instances>
